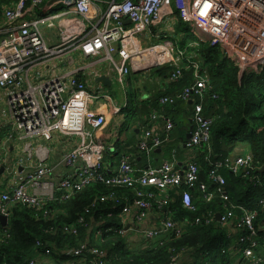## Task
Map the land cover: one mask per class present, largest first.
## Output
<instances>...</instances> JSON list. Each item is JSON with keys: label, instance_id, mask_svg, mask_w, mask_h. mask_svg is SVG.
Masks as SVG:
<instances>
[{"label": "built area", "instance_id": "built-area-1", "mask_svg": "<svg viewBox=\"0 0 264 264\" xmlns=\"http://www.w3.org/2000/svg\"><path fill=\"white\" fill-rule=\"evenodd\" d=\"M35 8L41 13L31 20L25 19L34 14ZM173 17L195 29L198 38L188 47L195 48L208 41L233 57L241 74L264 71V0H17L4 9L0 16V167L9 172L13 183L9 189L0 188V216L9 217V206L14 203L43 210L46 215L50 202L69 199L91 182L100 180L109 186L132 189V199L115 193L102 198L125 203L120 214L125 227L119 232L129 235L137 224L150 217L153 208H168L174 189L184 186L182 202L191 210L196 211L192 204L194 188H198L206 202L214 199V193L209 192L200 178L196 159L189 161L183 170L176 169L174 161L151 165L154 150L170 139L175 126L170 118H165L164 137L153 135L148 128L138 142V152H143L149 163L147 168L124 156L110 176L102 173L104 152L111 139L103 132L107 125L105 110L95 112L92 106L104 99V104H111L112 114L118 115L127 109L128 101L118 105L111 95L103 97L99 88L90 87L78 75L83 66L60 73L59 65L52 66L55 59L64 65H75L76 58L70 53L79 51L85 58H95L91 65L109 62L110 72L122 85L131 73L165 65L174 68L170 73L173 81L182 78L185 70L193 69L194 83L178 96L185 102L193 101L194 124L191 137L183 145L196 150L211 139L213 118L206 116L203 108L209 75L194 59L195 52L167 38L170 31L177 34L169 26ZM44 28L57 29V40L48 38ZM44 66L51 75L41 70ZM195 98L201 101L195 102ZM167 102L175 100L161 99V103ZM151 117L159 116L153 113ZM56 132L78 138L76 146L63 154L60 161L67 168L64 175H58L57 165L49 162L51 149L43 142L52 141ZM118 135V131L111 134L112 141ZM16 147L20 148L17 151L21 156L13 163L10 150ZM212 167L210 178L218 184V191L225 184L220 168L243 177L261 169L251 154L228 156ZM252 177L261 183L260 177ZM223 199L218 222L229 228V237L231 232L237 234L236 253L228 264H264V218L261 220L257 211L234 205L226 194ZM261 202L264 205V199ZM216 216L211 209L195 222L211 224ZM84 219L82 216L80 222ZM185 223L168 212L159 225L138 226L137 232L144 238L180 234ZM64 231L76 235L79 228L66 225ZM69 254L73 258L64 264L108 263L106 250L86 243L71 249ZM182 255L176 253L169 264H186ZM36 262L33 258L29 264Z\"/></svg>", "mask_w": 264, "mask_h": 264}, {"label": "trees", "instance_id": "trees-1", "mask_svg": "<svg viewBox=\"0 0 264 264\" xmlns=\"http://www.w3.org/2000/svg\"><path fill=\"white\" fill-rule=\"evenodd\" d=\"M16 2L17 0H0V16L6 7ZM178 22L179 27L183 25L181 20ZM188 40L187 36H180V46L186 47ZM188 50L196 53L194 59L200 62L203 71L209 75V87L205 93L203 108L204 114L213 118L211 139L209 144L197 149L198 156L195 161L199 166L200 178L208 185L209 192L214 193V199L206 202L198 188L192 189L195 211L185 207L182 202L184 186L174 189L170 193L171 201L164 213L169 212L177 221H186L182 233H169L156 239L142 236L137 242L134 241L136 239H131V236L119 232L123 227L120 214L125 203L116 204L111 199L102 200L112 193L132 199L133 192L129 187H113L95 180L75 192L69 199L50 202L47 206L49 213L46 215L43 210L14 203L9 206L8 224L0 225V264H29L31 259L39 255L51 259L54 263L64 262L71 258L70 250L83 242L106 250L107 264H169L178 252L183 253L182 261L190 264L232 263L236 253L234 242L237 243V234L230 231L232 235L229 237V228L219 223L217 218L211 224H198L195 220L211 209L221 212L224 194L234 205L257 211L261 220L264 217V205L261 202L264 199V172L259 171L264 166V71L242 75L234 58L223 53L220 48L210 45L208 41L201 42L200 46L195 48L189 47ZM173 69L171 65H165L155 70L162 76L170 77ZM194 81L193 69L185 70L182 78L170 81L166 91L156 94L147 103L149 107L146 108L136 104V93L130 91V106L125 110L127 114L119 134L131 129L130 121L127 120L131 117L130 114H134L133 118L141 111L148 115L154 108L165 112L174 122L170 137L175 132L177 137L174 147H179L178 144L181 147L182 143L187 141L190 131L193 103L185 102L178 94ZM215 94L218 97L215 98ZM163 97H171L175 102L161 103ZM200 101L195 98V102ZM183 105L187 106V111H184L186 115L181 114L177 108H183ZM106 121L109 122L108 119ZM147 122L148 120L145 123ZM138 127L142 129L141 124ZM120 135L118 138L114 137V143L112 140L107 143L103 156L105 168L101 170L106 176L114 172L112 164L118 166L122 157L127 156L122 152L123 145L130 142L128 139L122 142ZM242 143L248 146L255 165L261 166V169L253 170V174L243 177L227 168H220L219 173L224 177L225 184L218 191V184L210 178L212 166L231 156ZM112 145L115 150H111ZM156 149L153 153H156ZM140 155L141 161L147 162L145 154L140 152ZM252 176L260 177L261 183H257ZM236 212L241 213L239 208H236ZM82 216L85 219L80 222ZM66 225H77L79 233L73 235L65 232ZM97 230L101 231L100 234H97ZM36 264H46V261L37 259Z\"/></svg>", "mask_w": 264, "mask_h": 264}, {"label": "crops", "instance_id": "crops-1", "mask_svg": "<svg viewBox=\"0 0 264 264\" xmlns=\"http://www.w3.org/2000/svg\"><path fill=\"white\" fill-rule=\"evenodd\" d=\"M48 3V2H47ZM44 7V6H43ZM35 12L32 16H28V17H24L27 20H31L33 19V16L36 14H40L41 10L38 8H35ZM22 18V19H24ZM22 19H20L19 21H21ZM173 20L170 21L169 26H173L175 30H177V27H179L178 25H180V22H177L175 20V17L172 18ZM48 29V30H46ZM45 33L47 34L48 38H50L52 41H56L57 37H58V31L57 29L53 28H44ZM186 32H189V28L188 26H186ZM185 31L182 32L183 36L186 33ZM192 39V37H191ZM196 40V39H195ZM194 41V39H193ZM190 43L187 44V46L185 48H189L188 45ZM70 55H72L74 58H76V64L69 66V65H64L61 63V60H54V65L55 64L58 66H60L61 69H58L57 72H65L66 70H71L73 68H75L76 66H83L84 68L81 69L79 71L80 77L82 79H84L85 81H87L88 85H90V87H97L100 90H104L103 88H106L107 86H109L108 84L103 83L102 81L98 80V78L102 75L107 76V78L110 79V81L113 82L115 81L116 78L113 77V73L110 72V68H111V64L108 62L107 64H103L99 63L96 65H91V63L94 61L95 58H85V56H82V54L79 51H73L70 53ZM66 59H64L65 61ZM101 64V65H100ZM41 70H43L45 72V74L47 76L51 75V71L49 70V68H47V66H44L41 68ZM99 74V75H98ZM134 74V75H132ZM149 74H151L150 76H148ZM170 77H168L167 75L162 76L161 73H159L158 71H156L155 69H149L146 71H141V72H135V73H131V75L127 76L124 80V96L122 98V104L125 101H128V105L127 108H129L130 106V102L128 100V93L131 92H135L136 93V104L140 107L146 108L149 107V105L147 104L148 102L151 101V99L158 93H161L163 91H166V88L170 85V81H172ZM109 81V82H110ZM111 86V85H110ZM123 88V87H122ZM149 100V101H148ZM114 103L118 104V105H122L121 103H118L117 101L113 100ZM193 103V101H188ZM188 105V104H186ZM183 105V108L180 106H177V108L179 109V111H181L180 113L183 115H186V113L184 111H187V106ZM111 104H104L101 105V109L105 110L106 114H107V119L109 120V122L107 123L106 127L103 128V132L105 133V136H110V139L112 140V135H114L115 132H120L121 131V124L125 122V115L127 114L125 110H123L120 114L118 115H114L111 112V108H110ZM93 107V106H92ZM153 110L146 115L144 112H139L136 113L137 115L133 118L134 114H130V118L132 121V123H130V128L129 130L123 131L121 132L120 135V140L123 142V140H129V144L123 145L124 149H123V154H127V156L132 157V159L134 160V158H136L137 162V166L139 167H146L148 162H144L141 161L142 159V155H140V153L138 152L137 149V143L140 141V139L144 136V131L147 130V128L151 127V131L153 135L156 136H160V137H164L165 133H166V120L165 118H169L167 117L164 113L155 110L154 108H152ZM125 111V112H124ZM132 111H130L131 113ZM156 112L157 115L159 116L158 119H152L151 117V113ZM129 114V113H128ZM128 120V119H127ZM148 120L147 123H145ZM190 131L193 128V120L192 118L190 119ZM139 124H141V128L140 129L138 126ZM142 125L144 127H142ZM123 129V128H122ZM189 131V132H190ZM188 132V133H189ZM171 135V134H170ZM188 135V134H187ZM177 137V135H175V132L172 133V136L170 137V139L163 143L161 146V148H157L156 153H153L152 155V160H151V165H160L161 163L165 162V161H174L175 162V167L178 170H183L186 166V164L193 160L196 159L198 156L197 153V149L196 150H191L187 147H185L184 145H182L180 147V145L178 144L179 147H174L175 143V138ZM188 139V138H187ZM114 141V140H113ZM43 142H48V146L51 149V154H50V160L49 162L53 165H57V173L58 175H64L67 172V168L60 163L63 154H65L66 152H68L69 150L73 149L76 144L78 143V138L74 137V136H66L61 134L60 132H56L55 136L53 138L52 141H44ZM121 142V143H122ZM170 143V145H168ZM184 144V143H182ZM14 147V144H12ZM111 150H115L114 149V145H112ZM17 149H20L18 147L11 149L10 152H18ZM19 156H21L20 151L18 152ZM247 154H251L249 151L248 146L245 143H242L240 146H238L236 148V150L231 154L232 157H238V156H245ZM13 155H15V153H10V159L11 162L16 163L14 161ZM138 157V159H137ZM144 157V156H143ZM147 160V158H145ZM138 162H141L142 164L139 165ZM117 168V164L113 165L112 164V170H116ZM3 176L0 177V188L1 189H9L10 186L13 183V178H11L9 172L7 170L4 169L3 171ZM163 210V211H162ZM165 210L164 209H157V208H153L150 214V217L145 220L144 222L137 224V226H135L136 228H134L135 231L130 232L131 235V239H136L134 240L135 242L139 241V239L142 237V234H140L138 230V226L139 227H149V226H154V225H159L161 218L164 216ZM235 256V255H233ZM45 257V256H44ZM42 255L36 256L37 259H43L46 261V264H56L54 263V261H52L49 258H44ZM185 260V259H184ZM183 263L186 264H190L187 261H183ZM57 264H61L60 262Z\"/></svg>", "mask_w": 264, "mask_h": 264}, {"label": "rangeland", "instance_id": "rangeland-1", "mask_svg": "<svg viewBox=\"0 0 264 264\" xmlns=\"http://www.w3.org/2000/svg\"><path fill=\"white\" fill-rule=\"evenodd\" d=\"M189 28V27H188ZM48 30V29H46ZM186 32V25H182L180 27H177V35H173L174 32L170 31L168 34L169 36L167 38H173L176 41V44L178 46H180V41H179V37L183 35L182 32ZM195 29L190 28L189 32L185 33V36L188 37V43L193 42V39H197V35L194 33ZM190 36L193 38L191 39ZM192 56H195L192 54ZM108 62H102L103 64H107ZM101 65V64H100ZM134 75V74H132ZM151 74H149L148 76H150ZM123 87V88H122ZM104 90H101V94L103 97H107L108 95H111L112 99L117 101L118 103L122 104V98L124 96V85H122L117 79H115V81L113 82V84L111 86H107L106 88H103ZM105 103L104 99H100L99 101L96 102V104L93 105L92 109L93 111H101L102 109L100 108L101 105H103ZM129 121H132L131 119H128ZM132 123V122H130ZM45 145H48V142L44 143ZM10 153H15V155H13L14 161L17 162L20 158L19 153L18 152H10ZM3 175H0V177H2ZM129 236H131L129 234ZM137 245V244H136ZM135 247V246H134ZM140 247V246H139ZM61 264H64L63 261L60 262ZM57 264V263H56Z\"/></svg>", "mask_w": 264, "mask_h": 264}, {"label": "water", "instance_id": "water-1", "mask_svg": "<svg viewBox=\"0 0 264 264\" xmlns=\"http://www.w3.org/2000/svg\"><path fill=\"white\" fill-rule=\"evenodd\" d=\"M221 51L224 53V50H221ZM242 75H244V74H242ZM98 80L102 81L105 84H108L109 86L112 85V81H110V79L107 78V76H105V75L100 76L98 78ZM190 136H191V131L188 133L187 138H189ZM4 169H5L4 166L0 167V175L3 173ZM261 172H264V166L262 167ZM220 217H221V214L218 213L217 214V220H220ZM8 219H9V217L7 215H1L0 216V220H1L3 225L8 224V222H9Z\"/></svg>", "mask_w": 264, "mask_h": 264}, {"label": "bare ground", "instance_id": "bare-ground-1", "mask_svg": "<svg viewBox=\"0 0 264 264\" xmlns=\"http://www.w3.org/2000/svg\"><path fill=\"white\" fill-rule=\"evenodd\" d=\"M201 67H202V66H201ZM202 69H203V68H202ZM191 131H192V130H191ZM190 137H191V136H190ZM190 137H189V138H190ZM189 138H188V139H189ZM188 139H187V140H188ZM134 164L137 165V162H134ZM148 166H149V163H147L146 167H144V168H147ZM260 167H261V166H260ZM258 170H259V169H258ZM259 171L261 172V170H259ZM214 183H215V182H214ZM216 184H217V183H216ZM124 202H125V201H124ZM124 205H125V204H124ZM167 209H168V208H164L165 211H166ZM215 212H216V211H215ZM166 213H167V212H166ZM216 213L218 214V213H220V212H216ZM164 215H165V214H164ZM163 217H164V216H163ZM163 217H162V218H163ZM162 218H161V219H162ZM216 218H217V216H216ZM220 218H221V217H220ZM263 218H264V217H263ZM218 221H220V220H218ZM122 223H123V221H122ZM123 227H125L124 223H123ZM123 227H122V228H123ZM122 228H121V229H122ZM97 234H98V230H97ZM122 235H123V234H122ZM162 236H164V235H162ZM162 236L155 237V238H147V239H156V238H161ZM83 243L88 244L87 242H83ZM83 243H82V244H83ZM88 245H89V244H88ZM89 246H91V245H89ZM71 258H73V256H72ZM71 258H70V259H71ZM35 259H36V258H35Z\"/></svg>", "mask_w": 264, "mask_h": 264}]
</instances>
